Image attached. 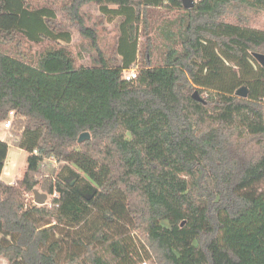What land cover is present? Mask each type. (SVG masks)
<instances>
[{"label":"trees","instance_id":"trees-1","mask_svg":"<svg viewBox=\"0 0 264 264\" xmlns=\"http://www.w3.org/2000/svg\"><path fill=\"white\" fill-rule=\"evenodd\" d=\"M156 1L0 0V121L15 112L13 140L29 153L21 178H0L8 264H264V66L254 57L264 29L229 20L236 5L264 11V0H169L182 14L154 63ZM89 3L123 20L113 56L100 50L84 66L71 28L97 45ZM243 86L247 97L236 95ZM8 152L0 140V176ZM51 158L79 169L90 192ZM36 189L50 201L28 199Z\"/></svg>","mask_w":264,"mask_h":264},{"label":"rangeland","instance_id":"rangeland-1","mask_svg":"<svg viewBox=\"0 0 264 264\" xmlns=\"http://www.w3.org/2000/svg\"><path fill=\"white\" fill-rule=\"evenodd\" d=\"M43 1L44 0H40V3L43 4ZM197 1L198 0H196V2ZM168 2L169 0H157L156 4L158 7H154L150 11V34L155 45L152 56L154 63L159 62L158 59L165 50L166 43L174 44L171 40L172 38H169L170 40L167 41L164 28L166 26L176 28V25H173L172 22L176 21L178 16L182 14L178 9L170 10V4ZM59 5L60 3L56 5V8H58ZM82 13L86 19V24L94 28L97 32V45H93V41L90 38L82 36L76 28H71L73 38L70 46L80 64L84 66H91L96 63V58L99 57L98 55L100 50L106 57H112L117 51L118 38L121 35L120 23L123 18L120 16L111 17V15L105 14L102 10H100L99 6L94 3L84 5ZM240 15L247 17L248 20L246 25L264 29L263 10H256L246 5H236L232 8V15L229 16V20L237 23L239 22L238 17ZM59 17L61 19L64 18L62 14H59ZM143 24L144 22L141 18L138 24L140 29L138 37L139 50L144 46L145 40L144 35L141 33ZM40 47V44L32 45V50H37ZM141 63L142 61L138 59L136 65H133L131 69L137 68L141 65ZM4 122L5 120L0 121V140L9 143V152L3 169L2 180L8 183H14L17 179L23 176L28 164L29 153L25 149L19 147L15 140H13V138H17V134L21 132L20 124L14 120L15 123L13 122L12 127L7 128L5 127ZM47 162L51 166L57 167L58 173H61L65 180H69L73 184H78L80 188L85 190V192H90L92 186H94L87 179H84L82 177L83 173H81L79 169L73 165L69 168L65 163H58L55 158H51ZM27 198H34V194H28ZM48 201H50V197H48L47 202ZM145 261H147V264H155L153 259L146 258ZM0 264H8V262L5 258H0Z\"/></svg>","mask_w":264,"mask_h":264},{"label":"water","instance_id":"water-1","mask_svg":"<svg viewBox=\"0 0 264 264\" xmlns=\"http://www.w3.org/2000/svg\"><path fill=\"white\" fill-rule=\"evenodd\" d=\"M183 6L186 9L193 8L196 5V0H182ZM254 57L264 66V54L263 53H254ZM236 95L241 96V97H247L248 96V88L246 86H243L239 88L236 91ZM194 98L200 99L198 92L195 91L193 94ZM91 134L90 132L86 131L83 132L79 136V142H82L84 140L90 139ZM48 195L44 192L39 191L36 189L34 191V201L38 205H44L47 202Z\"/></svg>","mask_w":264,"mask_h":264},{"label":"built area","instance_id":"built-area-1","mask_svg":"<svg viewBox=\"0 0 264 264\" xmlns=\"http://www.w3.org/2000/svg\"><path fill=\"white\" fill-rule=\"evenodd\" d=\"M136 76H137V68L129 69V70L125 71V78L127 80H132V79L136 78ZM14 115H15L14 111H11L9 113L8 118L4 122L5 127H7V128H11L12 127L14 119H15ZM143 263L147 264V261H144Z\"/></svg>","mask_w":264,"mask_h":264},{"label":"crops","instance_id":"crops-1","mask_svg":"<svg viewBox=\"0 0 264 264\" xmlns=\"http://www.w3.org/2000/svg\"><path fill=\"white\" fill-rule=\"evenodd\" d=\"M3 174V173H2ZM0 178L2 179V175L0 176Z\"/></svg>","mask_w":264,"mask_h":264}]
</instances>
